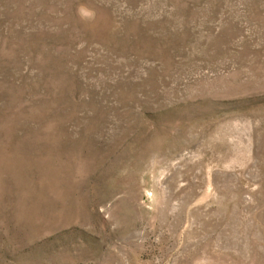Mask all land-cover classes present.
Instances as JSON below:
<instances>
[{"label": "rangeland", "instance_id": "1", "mask_svg": "<svg viewBox=\"0 0 264 264\" xmlns=\"http://www.w3.org/2000/svg\"><path fill=\"white\" fill-rule=\"evenodd\" d=\"M0 264H264V0H0Z\"/></svg>", "mask_w": 264, "mask_h": 264}]
</instances>
